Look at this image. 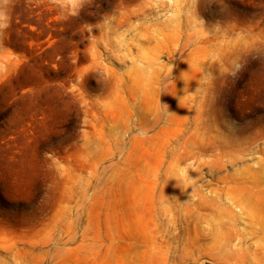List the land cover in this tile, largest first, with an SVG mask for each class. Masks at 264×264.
Returning a JSON list of instances; mask_svg holds the SVG:
<instances>
[{
  "label": "rangeland",
  "instance_id": "1",
  "mask_svg": "<svg viewBox=\"0 0 264 264\" xmlns=\"http://www.w3.org/2000/svg\"><path fill=\"white\" fill-rule=\"evenodd\" d=\"M4 11L0 264H264V0Z\"/></svg>",
  "mask_w": 264,
  "mask_h": 264
},
{
  "label": "clouds",
  "instance_id": "2",
  "mask_svg": "<svg viewBox=\"0 0 264 264\" xmlns=\"http://www.w3.org/2000/svg\"><path fill=\"white\" fill-rule=\"evenodd\" d=\"M9 0H0V29L6 28L8 26V17L6 12L4 11V7L7 6Z\"/></svg>",
  "mask_w": 264,
  "mask_h": 264
}]
</instances>
